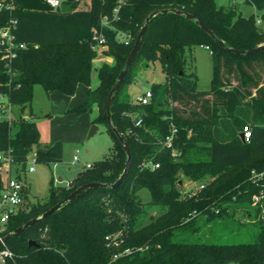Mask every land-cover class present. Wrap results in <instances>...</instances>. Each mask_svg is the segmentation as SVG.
<instances>
[{
	"label": "trees",
	"instance_id": "obj_1",
	"mask_svg": "<svg viewBox=\"0 0 264 264\" xmlns=\"http://www.w3.org/2000/svg\"><path fill=\"white\" fill-rule=\"evenodd\" d=\"M90 1L87 10L60 13L7 9L11 0H0L4 4L0 28L16 20V41L27 45L8 69L0 48V94L21 113L0 119V154L12 152L16 178L21 181L19 173L26 171L29 155L40 142L36 123L23 118L37 84L47 93L74 95L79 85L90 87L96 73L99 85L92 100L99 115L93 123L105 125L113 141L110 156L82 171L69 188L53 186L46 202L29 203L25 188L24 203L9 217L3 236L42 216L80 186L90 182L110 186L123 174L127 155L108 123L106 106L153 12L178 9L194 15L225 46L184 14H159L150 21L111 107L112 126L131 151L125 178L117 188L87 189L12 237L7 247L17 255L18 264H264V177L255 176L264 173V50L251 56L229 50L248 51L264 44V15L246 18L233 5L219 7L216 0ZM93 30L105 37L102 53L113 59L112 64L94 65L99 54L93 49ZM194 46H208L212 52L208 91H199L196 73L189 72L186 51ZM139 61H160L165 75L163 83L152 84L146 105L125 93ZM90 110L87 103L74 111ZM139 118L142 124L136 126ZM172 124L178 134L169 149L162 142ZM245 126L252 130L249 142L240 138ZM63 149L61 142H54L37 150V163H59ZM1 167L0 161V199L6 183ZM184 179L204 188L188 197L181 186ZM144 189L151 195L149 208L139 196ZM255 196L260 197L258 202ZM153 209L157 215L151 214ZM238 213L256 229L254 242L204 243L179 237L197 230L201 217L206 222L223 219L224 225H246L235 220Z\"/></svg>",
	"mask_w": 264,
	"mask_h": 264
},
{
	"label": "rangeland",
	"instance_id": "obj_2",
	"mask_svg": "<svg viewBox=\"0 0 264 264\" xmlns=\"http://www.w3.org/2000/svg\"><path fill=\"white\" fill-rule=\"evenodd\" d=\"M31 9L34 11H44L48 8L41 0H28ZM72 1V0H71ZM79 2V3H78ZM73 6L87 8L90 6V0H80ZM219 7L227 8L233 3L237 12L243 17L264 15V0H216ZM61 5L56 11L64 9ZM26 10V4L21 5ZM119 38L123 39L120 35ZM189 72H195L198 81L199 91H208L211 89L213 79V56L212 53L204 46H194L186 51ZM106 56L99 55L94 61V65L99 67ZM165 75L163 73L160 61L145 64L139 61L131 83L125 89L130 100L135 101L137 97L145 94L154 83H163ZM99 85L97 74L94 73L90 87L79 85L74 95H66L59 91L47 93L39 84L34 87V97L31 106L28 107L24 116L34 121L40 134V142L30 153L26 171H20L21 181L26 185L27 200L29 203H44L50 195V190L56 188H69L68 185L74 182L79 174L86 170L87 165L95 163L110 156L113 146L112 138L105 125H95L93 122L99 115L97 105L92 100V95ZM91 103V110L78 114L75 108ZM13 118L20 116L18 108H12ZM33 113V116H31ZM93 126H98V130L90 136ZM15 131V129H14ZM54 142L63 144V157L59 163L43 164L36 163L35 171L30 172L31 160L37 150H45ZM75 156L79 161H75ZM17 177V172L14 174ZM62 181H59V179ZM181 184L185 192H195L199 184L184 179ZM145 208H149L148 203L151 201L150 192L147 189L139 193ZM256 202V201H255ZM152 215H157V210L150 211ZM235 220L246 225H224L223 219H216L206 222L205 217L199 219L198 229L195 231L187 230L179 234L181 239L190 242L204 243H225L237 244L254 242L255 232L253 226L247 217L242 213L235 215ZM236 264V263H230Z\"/></svg>",
	"mask_w": 264,
	"mask_h": 264
},
{
	"label": "built area",
	"instance_id": "obj_3",
	"mask_svg": "<svg viewBox=\"0 0 264 264\" xmlns=\"http://www.w3.org/2000/svg\"><path fill=\"white\" fill-rule=\"evenodd\" d=\"M46 4L52 9L56 10L61 6L63 2H66L68 0H45ZM13 5L7 6V9L12 8ZM4 8L3 2H0V11ZM118 10H116V13ZM258 24H261V20L257 21ZM17 21L12 20L9 24L6 26L0 28V48L2 49L3 56L2 59L5 61V68L8 69L10 67V63L16 59L18 53L21 50H25L27 48V45L24 43H18L16 41V35L14 33V30L16 28ZM93 49L98 52L99 55H103V50L106 49L105 43L106 39L105 37L99 33L97 30H93ZM207 50H210L208 46L205 47ZM212 53V52H211ZM152 98V93L149 90L145 92V94L139 96L136 98L135 102L141 105H146L150 102ZM12 106L9 104L7 96L4 94H0V119H8L11 120L13 118L12 113ZM23 118L29 119L28 117L23 115ZM142 119L139 118L135 125L141 126ZM252 130L250 126H245L243 128L242 134H243V142H249L251 138ZM178 129L174 124L171 125L170 134L166 137V139L162 142V145L166 148H173L174 141L177 138ZM179 153L174 151L172 152L173 157H177ZM75 161H79L78 157L75 156ZM0 161L2 162V173L5 177V189L2 192V196L0 199V240L5 237L2 234L7 230V222L9 220V217L17 213V211L20 209V207L24 203V190L26 188V185L18 180L16 176L14 175L16 173L15 169V161L12 155V152L9 151L7 153L0 154ZM37 163L36 160V154H33L32 160H31V166L29 168L30 172L35 171V164ZM92 165H87V168H91ZM154 168H159V164H154ZM257 178L264 177V173L255 175ZM70 186V185H68ZM204 186L200 185L199 189H203ZM196 190V191H197ZM195 192H186L188 194V197H191L195 195ZM260 197L255 196L254 201L258 202ZM0 264H18V257L14 254L13 251H11L7 247V242H2L0 246ZM126 253H130L129 250L126 251Z\"/></svg>",
	"mask_w": 264,
	"mask_h": 264
},
{
	"label": "water",
	"instance_id": "obj_4",
	"mask_svg": "<svg viewBox=\"0 0 264 264\" xmlns=\"http://www.w3.org/2000/svg\"><path fill=\"white\" fill-rule=\"evenodd\" d=\"M169 12H173L175 14H184L186 15V17L189 20H195L196 24L201 28L202 31H204L206 34H208L209 36H211L213 39H215V41L217 43H219L221 46H225V43L223 41L218 40L215 35L213 34L212 30H210L201 20H197L195 18L194 15L191 14H186L181 10L178 9H172V10H161V11H155L153 12L147 19H146V23L145 25L142 27V29L140 30L134 46L130 52V55L126 61L125 67L124 69L120 72L118 79L116 81V83L113 85L110 93H109V97H108V101H107V106H106V112H107V118H108V123L111 126L113 132L115 133V135L117 136V138L119 139L120 143L124 146V151L127 155V163H126V167L125 170L123 172V174L120 176V178L117 180L116 183L112 184V185H107V184H101V183H86L82 186H80L79 188H77L74 192H72L67 198H65L64 200H62L60 203L56 204L55 206H53L51 209H49L47 212H45L42 216L38 217V218H34L31 221H29L28 223H26L24 226L16 229L14 232L6 235L2 241L0 240V246L2 244V242H8L12 237L20 234L21 232H23L24 230H26L27 228L35 225L36 223H38L39 221H41L42 219H45L47 217H49L50 215H52L54 212H56L57 210H59L64 204H66L67 202H70L72 200H74L79 194H81L82 192L86 191L87 189L90 188H97V187H111V188H117L123 181V179L125 178L128 170H129V166H130V161H131V151L130 148L128 146V144L126 143V141L124 140V138L119 134L118 130L115 129L112 126L111 123V107L114 103L115 100V93L119 90L121 84L124 81L125 76L128 73V70L130 68V66L132 65V63L134 62V60L136 59L138 52L140 50V46H141V42L143 37L145 36L147 29H148V25L150 23V21L156 17L159 14H165V13H169ZM231 52H233L234 54L237 55H245V56H251V55H255L257 53H260L261 51L264 50V44H261L260 46L252 49V50H248V51H240V50H236V49H229ZM98 130V126H93L91 132H90V136H92L96 131ZM240 138L243 141V134H240ZM59 181H62V179L60 178ZM183 182H181L182 184ZM30 245L32 246H37L35 241H31Z\"/></svg>",
	"mask_w": 264,
	"mask_h": 264
},
{
	"label": "crops",
	"instance_id": "obj_5",
	"mask_svg": "<svg viewBox=\"0 0 264 264\" xmlns=\"http://www.w3.org/2000/svg\"><path fill=\"white\" fill-rule=\"evenodd\" d=\"M39 1V0H38ZM42 2H43V4H46V1L45 0H41ZM78 1H80V0H68V1H66V2H63L61 5H63V4H65L64 5V9H62V10H60V11H58V12H60V13H69V12H73V11H75V10H87V9H89L90 8V6L89 7H87V8H85V9H83V8H79V7H75L74 9H72L73 8V6L74 5H76V4H78L79 2ZM78 2V3H77ZM11 3H12V5L14 6V7H19V8H23L21 5L22 4H26V10H32V11H34L33 9H31V7H30V4L32 3V2H29L28 0H11ZM47 5V4H46ZM232 5H234L233 3H230L229 4V6H232ZM47 7L48 8H46V9H43L44 11H56V10H52L48 5H47ZM57 12V11H56ZM260 20V19H259ZM260 25V24H259ZM101 62H107V63H109V64H112L113 63V59L111 58V57H105V59H101ZM135 102V101H134Z\"/></svg>",
	"mask_w": 264,
	"mask_h": 264
}]
</instances>
